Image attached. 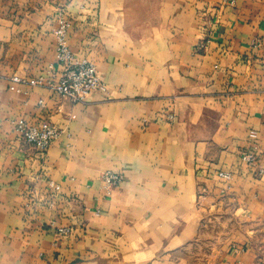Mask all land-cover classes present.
<instances>
[{
  "label": "crops",
  "instance_id": "0c3cea01",
  "mask_svg": "<svg viewBox=\"0 0 264 264\" xmlns=\"http://www.w3.org/2000/svg\"><path fill=\"white\" fill-rule=\"evenodd\" d=\"M60 9L108 96L30 85L56 67ZM20 119L61 134L41 154ZM262 152L264 0H0V264H264Z\"/></svg>",
  "mask_w": 264,
  "mask_h": 264
},
{
  "label": "built area",
  "instance_id": "2783aa9c",
  "mask_svg": "<svg viewBox=\"0 0 264 264\" xmlns=\"http://www.w3.org/2000/svg\"><path fill=\"white\" fill-rule=\"evenodd\" d=\"M56 29L54 31L56 37V67L49 66L48 73L51 77H40L37 80L31 81V86H47L58 95L68 99L72 103L85 102L92 94H101L108 96V87L103 81L93 63L88 60L77 59L72 52L68 36L72 27L68 13L65 9H60L55 16ZM256 46H259L257 43ZM206 44L201 42L197 50H205ZM58 67V69H57ZM13 84H18L20 81L13 78ZM14 86L11 90H15ZM15 131L22 139L33 146L39 153L44 154L50 146L59 138L60 130L49 122H43L40 126L34 127L29 125L24 120L20 119L14 124ZM255 133H251V139L255 140ZM261 151L257 145L249 147L242 156L244 163L254 170L258 169L259 174L262 172L258 167V155ZM264 156V152L261 153ZM219 178L229 182L232 175L224 172L218 174ZM104 181L108 186H118L123 182V176L108 173L104 176ZM52 187L58 190V187ZM60 235H67V229H59Z\"/></svg>",
  "mask_w": 264,
  "mask_h": 264
},
{
  "label": "rangeland",
  "instance_id": "374dc122",
  "mask_svg": "<svg viewBox=\"0 0 264 264\" xmlns=\"http://www.w3.org/2000/svg\"><path fill=\"white\" fill-rule=\"evenodd\" d=\"M227 232H228L227 225L225 223H223V224H220L219 226L209 228L208 232L205 233V236L210 238V237L216 236V235H225ZM221 245H222V240L203 241L202 244L199 243V245H197L196 247L195 246L192 247L191 250L194 249L192 251L193 254L201 253V252L206 253V252H209V249H211V248L216 249V247L219 248ZM202 258H204V260H209V259H212V256L209 255V257H207V256L202 255Z\"/></svg>",
  "mask_w": 264,
  "mask_h": 264
}]
</instances>
